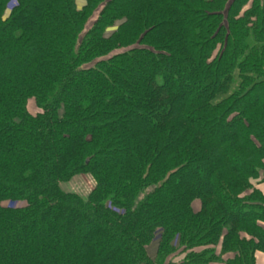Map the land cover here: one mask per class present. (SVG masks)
I'll return each instance as SVG.
<instances>
[{
    "label": "trees",
    "instance_id": "1",
    "mask_svg": "<svg viewBox=\"0 0 264 264\" xmlns=\"http://www.w3.org/2000/svg\"><path fill=\"white\" fill-rule=\"evenodd\" d=\"M84 2L0 0V264H255L264 0Z\"/></svg>",
    "mask_w": 264,
    "mask_h": 264
},
{
    "label": "rangeland",
    "instance_id": "2",
    "mask_svg": "<svg viewBox=\"0 0 264 264\" xmlns=\"http://www.w3.org/2000/svg\"><path fill=\"white\" fill-rule=\"evenodd\" d=\"M15 1V0H14ZM15 5V3H13L12 0H10V4L9 6L7 7V10H6V13H5V16H7L9 14V10L11 9V7H13ZM116 24V23H115ZM114 24V25H115ZM112 28V27H111ZM111 28H108L104 35L106 36L107 33L111 30ZM116 31V30H115ZM114 31V32H115ZM28 110L31 114H34L36 111L35 109V106H34V101L31 100L29 102V105H28ZM90 187H91V181L90 179L88 178V176H78L74 179H72L69 183L65 184L64 186H62V188L64 189V191L66 192H72V193H76L80 196H85L88 194L89 190H90ZM24 206V203H21V202H15V203H8V207H11V208H19V207H22ZM149 254L152 255L153 254V248H150L149 249Z\"/></svg>",
    "mask_w": 264,
    "mask_h": 264
},
{
    "label": "crops",
    "instance_id": "3",
    "mask_svg": "<svg viewBox=\"0 0 264 264\" xmlns=\"http://www.w3.org/2000/svg\"><path fill=\"white\" fill-rule=\"evenodd\" d=\"M13 3H15L14 0H12ZM75 5L78 10H80L84 5V0H75ZM180 258H177L176 261H178ZM255 264H264V253L258 252L255 254Z\"/></svg>",
    "mask_w": 264,
    "mask_h": 264
},
{
    "label": "water",
    "instance_id": "4",
    "mask_svg": "<svg viewBox=\"0 0 264 264\" xmlns=\"http://www.w3.org/2000/svg\"><path fill=\"white\" fill-rule=\"evenodd\" d=\"M120 25V22H116V24L111 28V30L107 33L106 37H109L116 29L117 27ZM4 207H8V202L4 203L3 204ZM157 244H158V240L153 242L151 244V246L149 247L150 248H153V254H152V258L154 257L155 255V252H156V248H157ZM148 249V250H149Z\"/></svg>",
    "mask_w": 264,
    "mask_h": 264
}]
</instances>
